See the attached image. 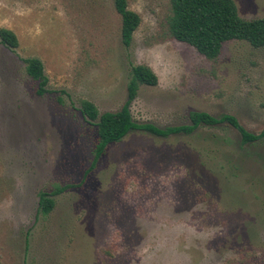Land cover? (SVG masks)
<instances>
[{
	"label": "rangeland",
	"instance_id": "obj_1",
	"mask_svg": "<svg viewBox=\"0 0 264 264\" xmlns=\"http://www.w3.org/2000/svg\"><path fill=\"white\" fill-rule=\"evenodd\" d=\"M244 19L264 0H234ZM141 23L127 47L114 0H0V264H264V138L243 144L230 123L161 137L135 130L98 141L100 112L128 98L134 65L150 66L131 105L140 123L190 124L191 111L264 130V47L225 42L209 59L170 35L171 0H128ZM40 58L49 91L24 58ZM55 196L49 215L39 195Z\"/></svg>",
	"mask_w": 264,
	"mask_h": 264
},
{
	"label": "trees",
	"instance_id": "obj_2",
	"mask_svg": "<svg viewBox=\"0 0 264 264\" xmlns=\"http://www.w3.org/2000/svg\"><path fill=\"white\" fill-rule=\"evenodd\" d=\"M118 13L122 16V40L129 47L134 33L138 29L141 18L138 13L129 9L128 0H114ZM172 14L168 19L170 35L175 39L194 46L197 51L209 59H216L225 42L245 40L254 47H264V17L244 19L240 16L234 0H171ZM1 43L9 48L19 46L17 34L9 28L0 29ZM27 72L38 82L37 93L44 95L49 91V78L40 58H24ZM159 78L154 70L145 64L132 66L128 83V98L117 111L100 112L90 100L81 102V111L97 127L98 141L94 152V160L89 173L95 168L107 147L121 141L130 132L139 130L151 134L169 137L172 134L192 133L202 126H216L224 122L233 125L241 134L243 144L264 138V130L253 134L245 129L238 119L230 114L220 117L204 111H191V123L187 125L160 128L152 123H140L135 120L131 105L138 96L142 84L156 86ZM71 185L57 186L53 191H42L39 195V213L49 215L56 206L55 196L66 191Z\"/></svg>",
	"mask_w": 264,
	"mask_h": 264
}]
</instances>
